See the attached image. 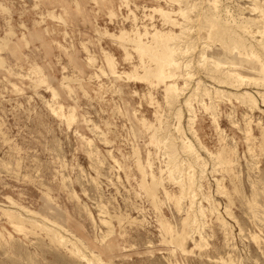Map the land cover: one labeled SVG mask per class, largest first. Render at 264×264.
Instances as JSON below:
<instances>
[{
	"label": "rangeland",
	"instance_id": "374dc122",
	"mask_svg": "<svg viewBox=\"0 0 264 264\" xmlns=\"http://www.w3.org/2000/svg\"><path fill=\"white\" fill-rule=\"evenodd\" d=\"M187 2L198 6L188 14L193 17L188 24L198 25L189 37L196 40L197 36L198 43L192 41L187 45L188 53L181 54L190 58L187 68L169 64L183 75L175 78L182 94L173 102L164 95L168 82L153 77L154 69L164 70L160 66L164 64L160 59L164 50H155L166 37L157 41L150 38L156 31H179L178 8ZM254 2L258 8L250 12L252 0H0V264H86L89 257L90 264H264V84H260L264 83V74L247 69L260 66L250 57L242 62L247 67L243 72L259 76L260 81L247 79L234 88L218 82L221 73L210 63L211 56L215 59L217 53H224L223 46L228 45L225 52L229 54L236 38L243 40L236 39L238 46L242 45L241 52L247 54L257 48L263 53L264 0ZM209 15L222 19L224 31L228 30L223 46L217 42L219 36H206L204 20ZM250 18L258 22L253 24L255 20ZM132 26L137 32L127 34L126 29ZM120 29L123 35L117 38ZM236 31L240 38L239 34L234 36ZM140 34L146 42L141 57V51L136 52L131 45L139 43ZM207 41L210 49L205 48ZM104 51L113 56L120 72L130 73L138 62L144 63L145 71H141L146 78L132 80L102 73L108 56ZM199 53L204 54L203 59L210 57L207 69L206 63L199 64ZM197 81L210 90L216 87L241 93L244 89L255 96L257 103L249 109L234 97L228 102L210 92L211 96L197 99L196 93L190 106L192 113L180 101ZM209 100L214 108L203 107ZM175 105L180 106L181 116L175 115ZM69 113L75 116L72 124L66 119ZM165 132L173 134L169 141L165 139L170 149L158 138ZM181 145L189 151L185 147L181 150ZM162 150L168 154L173 151L175 156L172 152L167 156ZM167 158L182 170L185 183L170 180ZM178 195L181 204L175 201ZM198 206L203 208L205 219ZM188 208L195 209V214ZM5 211L18 214L26 227L17 230L4 216ZM50 222L60 226L56 229ZM163 224L170 225L172 232H166ZM49 228L58 235L66 231L63 237L72 238L78 248L82 247L81 255L87 257L70 254V244L51 243ZM178 232H182L183 240L176 238Z\"/></svg>",
	"mask_w": 264,
	"mask_h": 264
},
{
	"label": "bare ground",
	"instance_id": "6f19581e",
	"mask_svg": "<svg viewBox=\"0 0 264 264\" xmlns=\"http://www.w3.org/2000/svg\"><path fill=\"white\" fill-rule=\"evenodd\" d=\"M179 1H181V0H179ZM208 1V0H207ZM216 1V0H215ZM255 0H252V3H253V6H249V10H250V12H252V11H254L255 9H257L258 8V5H257V8H256V6H255V2H254ZM257 1V0H256ZM186 2V1H185ZM212 2V1H211ZM210 2V3H211ZM177 3H179L180 4V2H177ZM176 3V4H177ZM213 3V2H212ZM263 3V2H262ZM214 4V3H213ZM215 4H217V2H215ZM214 4V5H215ZM261 3H259V5H260ZM213 5V6H214ZM225 5V4H224ZM180 6V5H179ZM260 6H262V4L260 5ZM259 6V7H260ZM198 6H196V4L195 3H193V2H190V3H188L187 2V4L185 5H183V6H180L179 8H178V10H179V15H180V17H181V21H179L178 20V23H177V25L179 24L180 25V29H179V31L177 32H174L173 30H171V29H169V30H166V31H156V32H154L153 34H151V37L152 38H150L152 41H157V40H159L160 38H165L166 37V39L163 41V39H162V41L163 42H159V43H157V45L158 46H161L160 48H157L156 47V44H154L153 43V45L157 48H155L156 50H155V52L159 49V51L161 52V51H163L162 52V54H165V55H163L162 56V58H160V59H162L163 60V62H164V64H162L161 65V63H160V66H163L164 67V70H162L161 68V71H163V72H161L160 70H158V69H154V73L155 74H153V77L157 80V81H167L168 82V84L167 85H169V87L167 88V86H165L166 88H165V93H164V95L166 94L167 95V97L170 99V100H173V99H176L177 97H179V96H181V92L180 91H182L181 90V87H179L178 85H177V83L175 82L176 80H175V78L177 79V77L178 76H183L182 75V73L180 74L178 71H176L177 69L175 68V70H174V68L173 67H175L174 65H176V67L177 66H180L181 68H183V67H186L187 68V65H188V62H190V61H187L188 59H190V58H187V55L185 56V55H182L181 56V54H183L184 52V54H186V53H188L187 51L189 50V49H187L188 47H187V45L188 46H190L189 44L192 42V41H194V40H192L191 39V37H189V34L191 33V31L193 30V27L195 28L194 30H197L198 29V25H197V23H194V26L193 25H190V24H188V23H190L189 22V20L191 21V19L193 18L192 16H188V14L191 12V11H194L195 10V8H197ZM209 7V6H208ZM215 7V6H214ZM210 8V7H209ZM217 7H215L214 9H216ZM220 8V7H219ZM248 8V7H247ZM199 9V8H198ZM208 9V8H207ZM224 9V8H223ZM240 9V8H239ZM259 10V9H258ZM203 11H206V10H203ZM219 11V10H218ZM240 11V10H239ZM238 11V12H239ZM260 11V10H259ZM262 11V10H261ZM260 11V12H261ZM162 12H164V11H162ZM198 13V12H197ZM204 13V12H203ZM223 13V12H222ZM232 13V12H231ZM200 14V13H199ZM232 14H234V13H232ZM167 15V14H166ZM178 15V14H177ZM215 15H216V13H215ZM215 15H209L210 17H207V20H204L207 24V35L206 36H208L207 38H209L210 37V35H212V34H214L215 36H219V39H217V42H219V43H222L221 45L223 46V44L225 43L226 44V42L224 41V33H226L228 30H226V31H224L225 30V27H224V24L222 23V19H220V20H217V19H215L214 18V16ZM217 15H219V14H217ZM231 15V14H230ZM207 16V15H206ZM196 17V16H195ZM241 17V16H240ZM262 17H264L263 15H262ZM218 18H220L219 16H218ZM244 18V17H243ZM247 18V17H246ZM245 18V19H246ZM261 18V17H260ZM259 18V19H260ZM165 19V18H164ZM206 19V18H205ZM229 19H234V18H231V16H230V18ZM238 19V18H237ZM249 19V18H248ZM248 19H246V20H248ZM251 19V18H250ZM254 19V18H253ZM262 19V18H261ZM260 19V20H261ZM195 20H197V18L195 19ZM252 20V19H251ZM251 20H250V24H251ZM255 20V19H254ZM254 20H252V21H254ZM166 21H168V20H166ZM175 21V20H174ZM226 21L227 20H225V23H226ZM241 21H244V20H241ZM241 21H240V23L238 24V26L241 24ZM255 22H258V21H254V22H252L253 24L255 23ZM263 22V21H262ZM164 23V22H163ZM222 23V24H221ZM234 24V23H233ZM236 24V23H235ZM245 24H246V21H245ZM176 25V24H175ZM179 25L177 26V27H179ZM226 25H228V24H226ZM235 26V25H234ZM243 26H246V25H243ZM242 26V27H243ZM255 26V25H254ZM173 27H174V25H173ZM229 26H227V28H228ZM231 28V27H230ZM251 27H249V29H250ZM229 29V28H228ZM258 29H260V26L258 27ZM231 30V29H230ZM242 30V29H241ZM262 31H263V29H261ZM124 31V30H123ZM126 33L127 34H132L133 32L134 33H136L137 31H136V27L134 28V26H132L130 29H126ZM144 31H145V29H144ZM235 31V30H234ZM234 31H232V32H234ZM258 31V30H257ZM248 32V31H247ZM250 32V31H249ZM260 32V31H259ZM147 33V32H146ZM237 33V31L235 32V34H234V36L236 35H238V34H236ZM264 33V32H263ZM138 34V33H137ZM148 35H149V33H147ZM146 34V35H147ZM233 34V33H232ZM246 34H248V33H246ZM111 35V34H110ZM123 35V32H122V29H120V32H119V34H116L115 36H117V38H120L121 36ZM168 37H167V36ZM229 35V34H228ZM230 35H231V33H230ZM250 35V34H249ZM256 35V34H255ZM261 35H262V32H261ZM12 36V35H11ZM142 34H140V37H138V41H139V43L138 44H136V43H134V44H132L131 43V45L133 46V48H134V50L136 51V52H140L139 53V55L142 53L143 54V47H144V45L146 44V42L144 41V39L142 38ZM235 36V37H236ZM240 34H239V38H240ZM188 37H189V39H188ZM250 37V36H249ZM262 37H263V35H262ZM211 38V37H210ZM226 38H227V36H226ZM230 39L232 38L231 36L229 37ZM234 38V37H233ZM264 38V37H263ZM116 39V38H115ZM147 39V38H146ZM229 39V40H230ZM237 40H238V38H236ZM235 39V41L237 42V40ZM244 39V38H243ZM254 39V38H253ZM150 40V41H151ZM197 40H198V37L196 36V40H195V42L196 43H198L197 42ZM228 40V39H227ZM232 40V39H231ZM245 40V39H244ZM248 40V39H247ZM256 40V39H255ZM264 40V39H263ZM151 41V42H152ZM238 41H243V40H238ZM249 41V40H248ZM258 41H261V40H257V42ZM148 42V41H147ZM229 42V41H228ZM236 42H234V43H232V48L230 49V53L229 54H227L225 51H226V48L225 47H227V46H223L224 48H222V49H224L223 51H224V53H217L216 54V56H215V59H213V57L211 56V61H210V63H211V65H213V67L215 68V69H217V71H219L220 73H221V75L220 76H216L215 74L216 73H218L219 74V72H216V71H214L215 72V76L218 78V82H224V84L225 83H228V84H230V85H233V87L234 88H238L239 87V85L241 84V82H243V81H246L247 79H253L254 81H256L257 82V80H259L260 79V77L259 76H250V75H247V74H245L243 71V69H245V68H247V67H245L244 65H242V62H248L251 58L250 57H252V58H254V59H256L258 62H259V64H260V66H259V68L258 69H256L255 67H252L251 66V68H247V69H251V71H254L255 72V74L256 75H260V74H264V72H262L261 70H264V55H263V53H264V51H263V53L262 54H260V51L258 52V51H256V49L254 50H251V48L249 49V50H251L250 52L251 53H244V52H241V50H239V47L240 46H242V45H240V46H238L239 44H240V42H239V44L238 43H236ZM245 42V41H244ZM250 42V41H249ZM168 43V44H167ZM211 43V42H210ZM230 43V42H229ZM246 43V42H245ZM254 43V42H253ZM260 43V42H259ZM263 43H264V41H263ZM151 44V43H150ZM164 44H166L165 46H163ZM192 44V43H191ZM193 44H194V42H193ZM228 44V43H227ZM231 44V43H230ZM247 44V43H246ZM255 44V43H254ZM261 44V43H260ZM148 45V44H147ZM210 44H209V41H207V45H206V47L205 48H207V47H209V49H210V47L211 46H209ZM212 45V44H211ZM149 46V45H148ZM152 45H150V47H151ZM192 47H193V45H191ZM245 46V45H244ZM249 46H250V44H249ZM252 46V45H251ZM261 46V45H260ZM127 46H125V47H123L124 49V54H125V57H127V55H128V53H127V48H126ZM146 47V46H145ZM153 47V46H152ZM258 48H259V46H257ZM264 47V46H263ZM262 47V48H263ZM131 48V47H130ZM132 48V49H133ZM228 48V47H227ZM242 48V47H241ZM246 47H244V49H245ZM254 48V47H253ZM149 49V48H148ZM222 49H221V51H222ZM248 49V48H247ZM150 50V49H149ZM149 50H148V54H149ZM151 50H153V49H151ZM166 50V51H165ZM191 50H192V48H191ZM195 50V49H194ZM243 50V49H242ZM259 50V49H258ZM159 51H158V53H159ZM204 52H205V50H203ZM202 51V52H203ZM229 51V50H228ZM243 51H245V50H243ZM135 52V53H136ZM145 52V51H144ZM146 52H147V50H146ZM203 52V53H204ZM262 52V51H261ZM104 55H108V56H106L105 57V59L104 60H107V61H105V64H103V66L101 67V72L102 73H104V74H109V75H111L112 77L113 76H117V77H130L132 80L134 79V80H143V79H145L146 78V76L144 75L145 73L143 72V71H145V69H144V63L142 64L141 62H138V64L137 65H135V67H137L136 69H134V70H132L130 73L127 71V72H125V71H118V69H117V67H116V61H115V59L113 58V56L110 54V53H108V52H105L104 51ZM193 53V52H192ZM213 53V52H212ZM137 54V53H136ZM145 54V53H144ZM155 54V53H154ZM157 54V53H156ZM155 54V55H156ZM246 54V55H245ZM150 55H152V54H150ZM203 55L204 54H202L201 56H200V53H199V55L197 56L198 57V61H199V64H205L206 62H209V61H207L210 57H206L205 59H203ZM243 55H244V58H242L243 57ZM143 56V55H142ZM145 56H146V54H145ZM158 56V55H157ZM249 57V59L247 58V60H246V58L245 57ZM140 57H141V55H140ZM146 57H148V55L146 56ZM151 57V56H150ZM93 58V57H92ZM149 58V57H148ZM142 59V58H141ZM185 59V60H184ZM139 60V59H138ZM147 60V59H146ZM149 60H150V58H149ZM153 60L154 61H156L155 60V58H153ZM158 60V59H157ZM161 61V60H160ZM198 61H197V63H198ZM153 62V61H152ZM157 62H159V61H157ZM257 62V63H258ZM154 63V62H153ZM209 63V64H210ZM151 63H149V65H150ZM159 64V63H158ZM169 64H174L173 65V70H170V68L171 67H169L170 65ZM198 64V65H199ZM209 64L207 65V63H206V65L207 66H203L205 69H207V67L209 66ZM101 65V64H100ZM148 65V68L150 67ZM155 66H156V64H155ZM159 65H157V67H158ZM159 66V67H160ZM189 66V65H188ZM98 67V66H97ZM146 67V66H145ZM158 67V68H159ZM147 68V67H146ZM171 68V69H172ZM211 68V67H210ZM209 68V70H210V72H213V71H211L212 69H210ZM143 69V71H141ZM149 69H152V68H149ZM77 70V69H76ZM99 70V69H98ZM188 71V70H187ZM187 71L186 72H184V74L185 73H187ZM38 72V71H37ZM100 72V71H99ZM210 72H209V74H210ZM142 73H144V74H142ZM190 73V72H189ZM22 74V73H21ZM97 74V73H96ZM127 74H128V76H127ZM129 75H131V76H129ZM107 76V75H106ZM189 75L187 74L186 75V77H188ZM213 76V75H212ZM96 77H97V75H96ZM102 77V76H101ZM152 77V76H151ZM164 79H163V78ZM98 78H100V77H98ZM97 78V79H98ZM148 78H150V77H148ZM162 78V79H161ZM191 78V77H190ZM188 79H189V77H188ZM199 80V79H198ZM215 80H216V78H215ZM264 80V79H263ZM45 81V80H44ZM201 81V80H200ZM204 81V80H203ZM212 81V80H211ZM260 81V80H259ZM258 81V82H259ZM10 82V81H9ZM184 82V81H183ZM249 82H251V81H249ZM11 84V83H10ZM186 84H187V81H186ZM185 84V85H186ZM203 84V85H202ZM205 83H201V82H199V81H197L196 83H195V86L193 85L192 86V88H191V90H190V93L188 94V95H186V96H184V99L182 100L181 99V103H183V105H185L186 107H188V111H190V112H192L193 113V110L194 109H191L190 108V106L192 105V98H193V96L196 94L197 96H198V98L197 97H195V98H197V99H199V98H201V97H203V96H207L210 92H211V94H212V92H214L213 94L215 95L214 97H219L218 99H220L222 96L223 97H225L226 98V100L228 99V100H230V98L231 97H234V100L236 99V102H239V104L240 103H242L243 104V107H244V105H245V107L246 106H248V108L249 109H252V107H255V103H257V101H256V98H255V96L253 97V95H251V93H249L248 91H244V89H243V92H239V93H237V92H232V91H229V92H227V90H225V89H220V88H216V87H212V89L213 90H210V88L208 87H205V85H204ZM247 84H248V82H247ZM255 84V83H254ZM260 84H264L263 82L261 83L260 82ZM106 85V84H105ZM219 85V84H218ZM245 85V84H244ZM69 86V85H68ZM242 86H243V84H242ZM5 88V87H4ZM112 88V87H111ZM184 88H186L187 89V85H186V87H184ZM183 89V88H182ZM168 92H167V91ZM235 91H237V90H235ZM257 91L258 90H256V93H257ZM198 92H199V94H198ZM262 92V91H261ZM54 93V95L56 94V92H53ZM67 93H68V91H67ZM259 91H258V95H259ZM264 93V92H263ZM263 93H260V95L263 97ZM186 94V93H185ZM206 94V95H205ZM212 94V95H213ZM195 95V96H196ZM210 95V94H209ZM55 96H57V95H55ZM54 96V97H55ZM151 96V95H150ZM211 96V95H210ZM166 97V98H167ZM168 98H167V100H168ZM209 98V97H208ZM212 98V97H211ZM222 99V98H221ZM121 100V99H120ZM167 100H166V102H167ZM176 100H179V99H176ZM195 100V99H194ZM200 100H202V99H200ZM211 100V99H210ZM208 101L209 103H207V104H203L204 106L203 107H205V108H214L213 107V103L211 102V101ZM227 100V101H228ZM169 101V100H168ZM196 101V100H195ZM219 101V100H218ZM261 101H262V98H261ZM55 102H56V100H55ZM173 102H175V100H173ZM180 102H178V103H180ZM201 102V101H200ZM215 102V101H214ZM221 102V101H220ZM228 102H230V101H228ZM172 103V102H171ZM180 103V104H181ZM211 103V104H210ZM218 103V102H217ZM232 103V102H231ZM167 104V103H166ZM56 105H58V104H56ZM60 105V104H59ZM168 105H170L169 103H168ZM179 105V104H178ZM178 105H175V107H177ZM182 105V104H181ZM202 105V104H201ZM232 105V104H231ZM257 105V104H256ZM235 106V105H234ZM54 107V106H53ZM60 107H62V106H60ZM180 106H178V108L175 110L176 112H175V115H179V116H181L180 115V111H181V109L179 108ZM193 107V106H192ZM242 107V106H241ZM258 107V106H257ZM71 108V107H70ZM120 109V108H119ZM245 109V108H244ZM258 109H261V108H259L258 107ZM61 110V109H60ZM74 111L72 108L70 109V111ZM171 110V109H170ZM172 110H174V108H172ZM213 110V109H212ZM248 110V109H247ZM64 111V110H63ZM67 111H68V107H67ZM66 111V112H67ZM134 111V110H133ZM211 111V110H210ZM217 111V110H216ZM242 111H244V110H242ZM246 111V110H245ZM251 111H253V110H251ZM260 111V110H259ZM262 111V110H261ZM260 111V112H261ZM60 112V111H59ZM58 112V113H59ZM62 112V111H61ZM232 112V111H231ZM231 112H230V114H231ZM163 113V112H162ZM245 113V112H244ZM261 113H263V111L261 112ZM63 114V113H62ZM164 114V113H163ZM251 114V113H250ZM250 114H246L247 116H250L251 117V115ZM264 114V113H263ZM61 115V114H60ZM194 114H192V115H190L191 117H190V127H191V124L193 123V120H194V116H193ZM174 116V115H173ZM196 116V115H195ZM212 116H215L214 114L212 115ZM229 117V116H228ZM231 117H232V115H231ZM235 117V116H234ZM261 117V116H260ZM61 118V117H60ZM74 118H75V116H74V113H69V115H68V117L66 118L68 121H72V120H74ZM177 118H179V120L178 121H180V117H177ZM214 118V117H213ZM216 118V117H215ZM65 119V120H66ZM144 119V118H143ZM257 119V118H256ZM64 120V119H63ZM65 120H64V122H65ZM146 120V119H145ZM189 120V119H188ZM213 120V119H212ZM232 120V119H231ZM230 120V121H231ZM260 120V119H259ZM75 121V120H74ZM91 121V120H90ZM192 121V122H191ZM67 122V121H66ZM177 122V121H176ZM68 123V122H67ZM261 123V122H260ZM71 124H72V122H71ZM181 124V123H180ZM259 124V123H258ZM177 125V124H176ZM193 125V124H192ZM71 126V125H70ZM94 126V125H93ZM96 126V125H95ZM94 126V127H95ZM180 127V126H179ZM166 130V129H165ZM168 130V129H167ZM168 132V131H167ZM167 132H165V133H163V136L162 137H158L160 140H161V143H163L162 145H163V147L164 146H168V144L166 145V141H165V139H167V138H172L171 136L173 135H171V136H169V134H167ZM172 132V131H171ZM177 132H179V130L177 131ZM192 133V132H191ZM250 134V133H249ZM102 136V135H101ZM261 136V135H260ZM254 137V136H253ZM262 138H263V136H262ZM168 140V139H167ZM172 140V139H171ZM182 140V139H181ZM185 140V139H184ZM159 141V140H158ZM169 141V140H168ZM183 141V140H182ZM181 141V142H182ZM86 142V141H85ZM155 142H157L156 140H155ZM176 142V141H175ZM184 142V141H183ZM182 142V143H183ZM189 142V141H188ZM160 143V142H159ZM169 143V146H170V142H168ZM181 143V144H182ZM191 143V142H190ZM184 144V143H183ZM256 144H258V143H256ZM156 145V144H155ZM157 145H158V143H157ZM186 145V144H185ZM185 145H181V150H183V148L185 147ZM198 145H200V144H198ZM235 145V144H234ZM250 145V144H249ZM168 146V147H169ZM174 146V145H173ZM189 146V145H188ZM190 146H191V144H190ZM259 146V145H258ZM156 147V146H155ZM157 147H159V146H157ZM162 147V148H163ZM171 147H172V144H171ZM191 147H193V146H191ZM167 148V147H166ZM173 148V147H172ZM171 148V149H172ZM176 148V147H175ZM175 148H173L174 150L173 151H175ZM185 148H187V147H185ZM185 148H184V150H185ZM197 148V147H196ZM205 148V147H204ZM260 148V147H259ZM157 149V148H156ZM169 149H170V147H169ZM189 149V147L187 148V150ZM110 150V149H109ZM186 150V151H187ZM191 150V149H190ZM158 151V150H157ZM173 151H171L172 153H173ZM185 151V152H186ZM189 151V150H188ZM187 151V152H188ZM192 151V150H191ZM250 151V150H249ZM253 151V150H252ZM260 151V150H259ZM88 152V151H87ZM111 152V151H110ZM161 152H164V154H167V156H171L170 154H171V152H170V154H168L167 153V151H161ZM176 152V151H175ZM178 152V151H177ZM196 152H197V150H196ZM251 152V151H250ZM183 153V152H182ZM92 154V153H91ZM163 154V155H164ZM187 154V153H186ZM193 154V153H192ZM163 155H161L162 157H163ZM173 155H174V153H173ZM140 156V155H139ZM175 156V155H174ZM173 156V157H174ZM113 157V156H112ZM138 157V156H137ZM158 157V156H157ZM173 157H171L172 159H173ZM178 157V156H177ZM171 158H170V160H171ZM190 158V157H189ZM232 158V157H231ZM161 159V158H160ZM175 159H176V157H175ZM196 159H198V161H199V156L197 155V157H196ZM220 159V158H219ZM227 159V158H226ZM148 160V159H147ZM163 160V159H162ZM168 158H167V162L165 163L166 164V172L168 173V175H169V177H170V180H171V178H173L174 179V182H177L178 181V183L180 182V183H185V181H184V177L182 176V175H184L183 173H182V170H180L176 165H173V164H171V162H168ZM169 160V161H170ZM174 160V159H173ZM173 160H171V161H173ZM190 160V159H189ZM228 160V159H227ZM176 162H177V160H175ZM180 161H182V159L180 160ZM179 161V162H180ZM225 161V160H224ZM254 161V160H253ZM175 162V163H176ZM203 162V161H202ZM149 163V162H148ZM174 163V164H175ZM181 163V162H180ZM183 163V162H182ZM204 163V162H203ZM7 164H8V162H7ZM10 164V163H9ZM170 164V165H169ZM225 164V163H224ZM149 165V164H148ZM164 165V164H163ZM181 165V164H180ZM189 165H190V163H189ZM189 165H188V167H187V169L189 168ZM151 166V165H150ZM191 166H193V165H191ZM195 166H197L196 164H195ZM230 166V165H229ZM15 167V166H14ZM137 167H139V166H137ZM180 167V166H179ZM11 168H13V167H11ZM160 168V167H159ZM165 167H163L162 169H164ZM181 168V167H180ZM212 168H214V167H212ZM257 168V167H256ZM138 169H141L140 167L138 168ZM145 169V168H144ZM144 169H143V171H144ZM182 169V168H181ZM193 169V168H192ZM203 169V168H202ZM229 169V168H228ZM142 170V169H141ZM159 170V169H158ZM184 170V169H183ZM194 170V169H193ZM213 170V169H212ZM165 171V170H164ZM188 171V170H187ZM199 171V170H198ZM151 172V171H150ZM160 172H163V171H160ZM194 172V171H193ZM201 172V174H203L204 173V170H203V172L202 171H200ZM141 173V172H140ZM143 174H144V172H142ZM188 173V172H187ZM192 173V172H191ZM146 174V173H145ZM151 174V173H150ZM140 175H142V174H140ZM189 175V174H188ZM199 176V175H198ZM143 177V176H142ZM150 177H152V178H154V176L152 175H150ZM161 177V176H160ZM163 177V176H162ZM182 177H183V180H182ZM187 177V176H186ZM189 177V176H188ZM194 177V175L193 174H191V176L189 177L190 179H191V181H192V183H193V178ZM201 177H203V175H201L200 176V178ZM158 179H160V178H158ZM189 179V180H190ZM202 179V178H201ZM200 179V180H201ZM143 180V179H142ZM176 180V181H175ZM164 181V180H163ZM182 181H184V182H182ZM190 181V182H191ZM195 181V180H194ZM250 182V181H249ZM192 183H189V185H187L188 187H189V189L188 190H190L191 189V187L193 188V186H192ZM188 184V183H187ZM195 184V183H194ZM193 184V185H194ZM145 185V184H144ZM177 185V184H176ZM180 185L181 184H179V187H180ZM141 186H142V184H141ZM178 186V185H177ZM183 186V185H182ZM182 186H181V189H182ZM186 186V185H185ZM186 186V187H187ZM203 186V185H202ZM224 186V185H223ZM255 186V185H254ZM254 186H253V188H254ZM151 187H153V186H151ZM199 187V186H198ZM150 188V187H149ZM195 188V187H194ZM203 188V187H202ZM180 189V190H181ZM208 189V188H207ZM251 189V188H250ZM165 190V189H164ZM192 190V189H191ZM190 190V191H191ZM235 190V189H234ZM189 191V192H190ZM154 192V191H153ZM193 192H196V191H194L193 190ZM180 193H181V191H180ZM197 193V192H196ZM205 192H203V194H204ZM237 193V192H236ZM164 194V193H163ZM165 194L167 195L168 193H167V191L165 192ZM192 194V193H191ZM235 194V193H234ZM260 194H262V193H260ZM170 195V194H169ZM207 195V194H206ZM211 194H209V196H210ZM165 196V195H164ZM168 196V195H167ZM179 196V195H178ZM255 196V195H254ZM169 197V196H168ZM242 197V196H241ZM186 198V197H185ZM204 198V197H203ZM208 198V197H207ZM254 198V197H253ZM169 199V198H168ZM180 199H181V196H179L178 198H177V200H175V201H177L179 204H181L180 203ZM202 199V198H201ZM170 200H172V198H170ZM210 197L208 198V202L210 203ZM254 200V199H253ZM252 200V202H254ZM141 201V200H140ZM166 201H167V199H166ZM264 201V200H263ZM157 202V201H156ZM171 202V201H170ZM212 202V201H211ZM161 203V202H160ZM175 204H176V202H174ZM192 203V206H193V202H191ZM190 203V204H191ZM198 203V202H197ZM255 203V202H254ZM101 204V203H100ZM189 204V205H190ZM264 204V203H263ZM3 205V204H2ZM5 205V204H4ZM177 205V204H176ZM200 205V204H199ZM252 205H254V204H252ZM91 206V205H90ZM183 206V205H182ZM256 206V205H255ZM1 207V206H0ZM101 207V206H100ZM152 207H154V206H152ZM178 207V206H177ZM176 207V208H177ZM181 207V206H180ZM179 207V209H181ZM190 207V206H189ZM264 207V206H263ZM2 208H3V206H2ZM1 208V209H2ZM4 208H5V206H4ZM160 208V207H159ZM184 208V207H183ZM182 208V209H183ZM207 208V207H206ZM0 209V210H1ZM178 209V208H177ZM189 209V208H188ZM192 209H193V207H192ZM208 209H210L209 211H211L212 210V208H208ZM189 210H191V208L189 209ZM198 210L200 211V213H201V215H202V217L204 216L203 214H204V210H203V208L202 207H199L198 206ZM252 210V209H251ZM192 211V210H191ZM194 211H195V209H194ZM194 211H192V213H194ZM181 212V211H180ZM207 212V211H206ZM5 214H4V216L5 215H7L6 216V218L7 219H9L10 220V223H12L13 225H15V227H16V229L17 230H23V228H25L26 227V225H24V223H25V221L23 222L21 219H19L18 218V216H16V215H18V214H14V213H12L11 211H5L4 212ZM188 213V212H187ZM190 213V212H189ZM188 213V214H189ZM264 213V212H263ZM20 214V213H19ZM180 214V213H179ZM195 214V213H194ZM193 214V215H194ZM208 214V213H207ZM190 215V214H189ZM200 215V214H199ZM142 216V215H141ZM191 216H192V214H191ZM20 217H22V216H20ZM24 217V216H23ZM195 217H196V215H195ZM194 217V218H195ZM198 217V216H197ZM200 217V216H199ZM32 218V217H31ZM204 218V217H203ZM210 218V217H209ZM216 218V217H215ZM251 218V217H250ZM249 218V219H250ZM24 219H27V218H24ZM196 219V218H195ZM195 219H194V222H195ZM205 219V218H204ZM223 219V218H222ZM45 220H47V219H45ZM193 220V219H192ZM203 220V219H202ZM49 221V220H48ZM160 221V220H159ZM186 221V220H185ZM204 221V220H203ZM29 222H30V220H29ZM28 222V223H29ZM31 222H32V220H31ZM34 222V221H33ZM43 222H45L44 220H43ZM192 222V221H191ZM206 222V221H205ZM205 222H203V224H201L200 225V228H202L201 226L202 225H204V223ZM218 222H220V221H218ZM46 223V222H45ZM50 223H52V222H50ZM222 223V222H221ZM220 223V224H221ZM30 224V223H29ZM37 224H39V223H37ZM41 224V223H40ZM39 224V225H40ZM44 224V223H43ZM42 224V225H43ZM47 224V223H46ZM53 224V223H52ZM55 224V223H54ZM53 224V225H54ZM161 225H162V223H160ZM193 224V223H192ZM196 224H197V221H196ZM195 223H194V225H196ZM223 225H224V222L222 223ZM257 224V223H256ZM24 225V226H23ZM33 225V224H32ZM45 225V224H44ZM53 225H50L49 224V226H53ZM56 225V224H55ZM198 225V224H197ZM31 226V225H30ZM41 226V225H40ZM48 226V227H49ZM57 226V225H56ZM58 226H60L59 225V223H58ZM58 226L57 227H55L56 229L58 228ZM186 226V225H185ZM12 227V226H11ZM63 227V226H62ZM163 227H164V230L166 231V232H172V228H171V226L170 225H167V224H163ZM162 227V228H163ZM199 227V226H198ZM34 228V227H33ZM36 228V227H35ZM38 228V227H37ZM46 228V227H45ZM54 228V227H53ZM53 228H51V230H50V228L49 229H47L50 233H51V235H50V239H49V241L51 242V243H53L54 245H59V246H66V244H70V246H71V248L69 249L68 247H67V249H69L68 250V252L70 253V254H72V255H76V256H78L79 258L80 257H82L83 258V256H85V254L82 256L81 255V253L79 252V248L81 247H79L78 248V245L75 243V242H73V240L71 241V239L70 238H65V233H66V231H64L65 233H63V235H65L64 237H63V235H61L62 237H60V235H58L57 234V232H56V230L55 231H52V229ZM174 228V227H173ZM178 228V227H177ZM196 228V227H195ZM194 228V229H195ZM27 229V228H26ZM29 229H30V227H29ZM62 230L64 229V228H61ZM159 229V228H158ZM209 229V228H208ZM34 230V229H33ZM59 230V229H58ZM57 230V231H58ZM65 230V229H64ZM99 230V229H98ZM178 230H179V228H178ZM197 230V229H196ZM201 229H199V235H200V238H202L203 239V236H202V234H201V231H200ZM27 231H29V230H27ZM60 231V230H59ZM69 231V230H68ZM56 232V233H55ZM166 232H164V235H165V233ZM176 232V231H175ZM60 233V232H59ZM252 234V233H251ZM254 234V233H253ZM257 234V233H256ZM47 235H48V233H47ZM178 236L176 237L177 239H184V237H183V234H182V232H180V234H179V232H178V234H177ZM1 236V235H0ZM174 236V235H173ZM253 236V235H252ZM259 236V235H258ZM2 237V236H1ZM48 237V236H47ZM46 237V238H47ZM73 237V236H72ZM189 237V236H188ZM192 237V236H191ZM10 238V237H9ZM49 238V237H48ZM163 238H165V237H163ZM74 239V238H73ZM192 239H193V237H192ZM191 238H190V240H192ZM81 240V239H80ZM168 240V239H167ZM194 240V239H193ZM197 240V239H196ZM176 241V240H175ZM178 241V240H177ZM179 242V241H178ZM29 243V242H28ZM81 243H83V242H81ZM178 244V243H177ZM180 244V243H179ZM179 244H178V246H179ZM208 244V243H207ZM84 245V244H83ZM182 245H183V243H181V247H182ZM196 245V244H195ZM206 245V244H205ZM180 247V246H179ZM193 247H195L194 246V244H193ZM82 248V247H81ZM192 249V248H191ZM37 252V251H36ZM185 251H183V253H184ZM84 253V252H83ZM182 253V252H181ZM91 254V257H94L95 255V253L93 254V253H90ZM94 256H93V255ZM150 254V253H149ZM170 254H172V253H170ZM220 254V253H219ZM199 255H201L200 253H199ZM229 255V254H228ZM33 256V255H32ZM172 256V255H171ZM208 256V255H207ZM220 256V255H219ZM85 257H87V256H85ZM96 257V256H95ZM230 257V256H229ZM100 258V257H99ZM99 258H97L96 257V259L98 260V262H103L102 260H100ZM167 258V257H166ZM225 258V257H224ZM85 259V258H84ZM90 260V257L89 258H87V260L85 259V261H86V264H90L91 262H89V260ZM95 258H93V260H94V262H97V261H95L96 260ZM172 259H173V257H172ZM212 259V258H211ZM44 260V259H43ZM110 260V259H109ZM221 260V259H220ZM231 260V259H230ZM92 261V260H91ZM176 261V260H175ZM93 262V263H94ZM97 262V263H98ZM167 262V261H166ZM214 262H215V260H214ZM230 262H232V261H230ZM224 263H226V262H224ZM101 264V263H100ZM109 264V263H108ZM111 264V263H110ZM113 264V263H112ZM176 264V263H175ZM214 264V263H213ZM216 264V263H215Z\"/></svg>",
	"mask_w": 264,
	"mask_h": 264
}]
</instances>
